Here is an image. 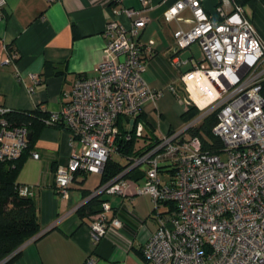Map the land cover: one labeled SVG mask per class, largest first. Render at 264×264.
<instances>
[{
    "label": "built area",
    "instance_id": "2783aa9c",
    "mask_svg": "<svg viewBox=\"0 0 264 264\" xmlns=\"http://www.w3.org/2000/svg\"><path fill=\"white\" fill-rule=\"evenodd\" d=\"M93 1L110 6L113 15L104 25L103 56L96 75L76 77L63 93L60 109L41 118L44 126L61 125L69 136L72 150L66 164L58 165L54 174L53 190L63 199L77 174L102 173L107 158L116 152L120 127L127 131L126 140L132 132L141 137L143 125L135 120L144 103L160 95L142 79L144 54L151 52L153 41L142 44L139 35L149 18L124 7L123 0ZM139 1L143 5L147 0ZM5 4L0 0V9ZM185 8L191 10L192 27L179 30L175 44L185 49L197 42L204 62L181 80L186 87L206 91L211 97L196 105L195 117L179 130L158 137L157 144L128 160L121 174L91 190L84 202L108 196H119L126 203L135 195L150 198L156 229L141 247L143 264H264V98L260 93L264 41L236 0H217L215 21L202 0H178L163 18L177 19ZM120 14L128 19L127 27L118 21ZM2 17L0 14V20ZM16 58V52H8L5 62L13 63ZM30 79L34 85L40 81L35 74ZM28 90L32 92L33 87ZM169 90L177 93L174 87ZM11 112L0 103L1 161L16 160L28 148L29 125H11L6 118ZM214 112L212 134L222 141L220 153L203 151L200 138L187 135L189 128ZM30 155L39 157L33 151ZM132 169L138 180L122 177ZM19 193L33 195L24 185ZM165 203L173 204L174 209L170 211ZM111 210L103 200L91 215L93 245L112 227H121L118 217H108Z\"/></svg>",
    "mask_w": 264,
    "mask_h": 264
},
{
    "label": "crops",
    "instance_id": "0c3cea01",
    "mask_svg": "<svg viewBox=\"0 0 264 264\" xmlns=\"http://www.w3.org/2000/svg\"><path fill=\"white\" fill-rule=\"evenodd\" d=\"M177 1L147 0L143 5L139 0L122 2L124 7L149 18L139 35L142 44L153 41L151 52L144 54L146 70L142 79L160 95L155 101H146L141 110L147 138L179 130L187 101H193L196 108L210 96L206 91L186 87L181 80L183 74L202 63L185 56L187 48L179 49L175 44L179 30L192 27L191 10L183 9L177 19L163 18ZM5 2L0 9V103L11 110L33 111L39 106L44 114L58 111L63 93L70 90L76 77L96 75L103 56L104 25L113 18L110 6L93 0ZM252 10L251 22L264 39V7L255 1ZM117 19L129 25L123 14ZM12 51L17 58L13 63L5 62ZM31 74L39 77L35 85ZM29 87H33L32 92ZM71 150L68 133L61 125L42 126L32 136L30 152H37L39 157L33 159L30 152L26 154L16 182L31 188L42 233L27 242L11 264H90L89 260L92 264H143L141 247L156 229L150 198L135 195L126 203L119 196L106 197L112 208L108 217H118L122 225L112 227L93 245L89 235L91 215L80 217L77 210L85 195L99 185L100 174H77L66 199L53 190L55 169L66 164Z\"/></svg>",
    "mask_w": 264,
    "mask_h": 264
},
{
    "label": "trees",
    "instance_id": "16d2710c",
    "mask_svg": "<svg viewBox=\"0 0 264 264\" xmlns=\"http://www.w3.org/2000/svg\"><path fill=\"white\" fill-rule=\"evenodd\" d=\"M255 1L260 2L264 7V0H236L238 4L243 6H252ZM260 93L264 98V79L260 84ZM197 113L198 110L189 102L187 104V109L181 114L180 118L183 123H187L195 117ZM45 115L46 114L41 113V110L35 107L33 111L12 110V112L6 116L8 121L11 122V125H29L31 139L28 141V148L18 159L13 161L0 160V261L12 254L25 241L38 234L40 231L34 195L29 196L20 194L19 188L21 185L16 182V177L26 154L30 152L32 136H35L39 129L44 126L41 122V118ZM136 121H140L142 125H146L141 113L137 116L135 122ZM215 123L216 112L207 115L198 125L189 128L187 130V135L198 136L201 140L203 151L220 153L223 148L222 141L212 134V127ZM126 133L127 131L122 127L119 128V134L115 141L116 152L113 154L118 158L124 159L125 162L120 163L113 155L109 156L100 174L99 185L105 184L121 174L128 167V160L141 155L154 144L158 143L157 137L151 135L147 138L145 134H142L140 138L144 139V144L137 145L139 138L132 132L130 139L126 140ZM169 133H172V131ZM135 174V169H132L124 173L122 177L138 180ZM85 175L86 174H84V176ZM88 194L89 192L85 196ZM103 200L106 199L91 198L79 207L77 213L80 217L90 216L97 211ZM165 204L170 211L174 209L173 204ZM18 254L19 252L15 253L4 264H11Z\"/></svg>",
    "mask_w": 264,
    "mask_h": 264
},
{
    "label": "rangeland",
    "instance_id": "374dc122",
    "mask_svg": "<svg viewBox=\"0 0 264 264\" xmlns=\"http://www.w3.org/2000/svg\"><path fill=\"white\" fill-rule=\"evenodd\" d=\"M246 13L249 17H251L252 6L251 5H244ZM257 13H255V16ZM185 56H192L196 61H201V63L204 62V55L198 45L197 42L192 43L187 49H185ZM144 144V139L139 138V141L137 142V145ZM113 155V154H112ZM115 159H117L120 163H124V159L118 158L115 155H113ZM224 158V156H222ZM91 177V176H90ZM92 177H98L97 175H93Z\"/></svg>",
    "mask_w": 264,
    "mask_h": 264
},
{
    "label": "water",
    "instance_id": "95a60500",
    "mask_svg": "<svg viewBox=\"0 0 264 264\" xmlns=\"http://www.w3.org/2000/svg\"><path fill=\"white\" fill-rule=\"evenodd\" d=\"M217 0H202V5L205 9V11L211 15L212 19L215 21L217 20V16L216 13L214 11V7L216 5ZM27 139L30 140L31 139V134L28 133L27 135Z\"/></svg>",
    "mask_w": 264,
    "mask_h": 264
}]
</instances>
